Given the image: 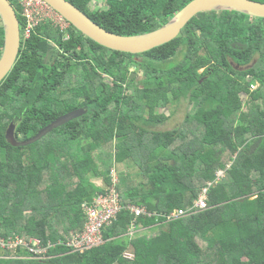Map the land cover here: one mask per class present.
Instances as JSON below:
<instances>
[{"label": "trees", "instance_id": "trees-1", "mask_svg": "<svg viewBox=\"0 0 264 264\" xmlns=\"http://www.w3.org/2000/svg\"><path fill=\"white\" fill-rule=\"evenodd\" d=\"M9 1L22 27L21 7ZM68 1L105 30L135 36L193 0H106L100 9ZM4 45L0 18V58ZM182 102L181 124L159 128L170 120L161 110ZM79 110L34 144L7 140L12 124L26 141ZM115 168L124 208L104 245L72 253L63 243L83 231V204L105 192L92 179L109 185ZM202 195L207 209L169 219ZM16 236L56 243L51 258L6 251L0 264H264V18L201 13L175 40L138 55L51 22L22 40L0 84V237Z\"/></svg>", "mask_w": 264, "mask_h": 264}, {"label": "water", "instance_id": "water-1", "mask_svg": "<svg viewBox=\"0 0 264 264\" xmlns=\"http://www.w3.org/2000/svg\"><path fill=\"white\" fill-rule=\"evenodd\" d=\"M44 1L84 36L109 50L133 55L143 54L172 42L179 37L191 20L201 13L235 11L253 18H264V3L262 2L254 0H193L158 30L141 35L122 36L105 30L68 0ZM0 18L5 31V45L0 58L1 84L17 63L22 38L20 19L9 0H0ZM81 114L82 112L79 111L69 113L44 128L37 136L26 141L17 139L15 126L12 124L7 132V140L16 147L29 146L39 141L49 131L66 124Z\"/></svg>", "mask_w": 264, "mask_h": 264}, {"label": "built area", "instance_id": "built-area-1", "mask_svg": "<svg viewBox=\"0 0 264 264\" xmlns=\"http://www.w3.org/2000/svg\"><path fill=\"white\" fill-rule=\"evenodd\" d=\"M17 1L21 7V15L24 19V25L21 27L22 40L30 39L36 33L37 28L47 22H51L64 31L70 28V24L44 0ZM117 185L118 178L113 174L112 185L105 189L104 193L99 194L92 203L83 204L82 209L86 215L87 223L83 232L71 233L70 238L64 241L63 244L70 251L85 252L102 244L101 227L115 220L119 211L124 208L120 194L117 191ZM127 208L137 216L145 213L143 209L133 205H129ZM207 208V197L204 195L196 200L188 210L181 209L173 212L169 219L177 220ZM55 244L52 241H44L37 237L29 239L19 236L9 237V239L0 237V253L1 257L6 258L4 256L6 251L14 253L20 251V253L27 254V257L19 255L21 258L43 262L51 258V251L56 246Z\"/></svg>", "mask_w": 264, "mask_h": 264}, {"label": "rangeland", "instance_id": "rangeland-1", "mask_svg": "<svg viewBox=\"0 0 264 264\" xmlns=\"http://www.w3.org/2000/svg\"><path fill=\"white\" fill-rule=\"evenodd\" d=\"M105 4H106V0H92L90 6H91L92 9H100L101 7L105 8L106 7ZM178 59H180V57H178ZM51 63L52 62H50V59L48 58L47 59V64H51ZM134 73H136L135 76H133ZM134 73L132 74L133 78L137 79L138 81H140V79L142 78V73H139V72H136V71H134ZM257 87L258 86H256V89H257ZM246 98H247L246 96L242 97L244 102H245ZM246 110H247V108L245 109V111ZM187 111H188V105L185 102H182L180 105H177L176 107L172 105L170 108L164 109L163 111L161 110V112H164L167 116H170V120L166 123V125L160 126L159 128L170 130V129H174L175 127L179 126L181 124V122L184 120ZM95 183L96 184H101L102 181L101 180H97V182H95ZM99 186H102V185H99ZM85 218H86V215H85ZM145 231L147 233V230H145ZM150 233H152V232H150ZM131 250L132 249H130V251L126 255L127 258H129V259L132 257V251Z\"/></svg>", "mask_w": 264, "mask_h": 264}, {"label": "bare ground", "instance_id": "bare-ground-1", "mask_svg": "<svg viewBox=\"0 0 264 264\" xmlns=\"http://www.w3.org/2000/svg\"><path fill=\"white\" fill-rule=\"evenodd\" d=\"M54 11H55V9H53ZM56 12V11H55ZM57 13V12H56ZM58 14V13H57ZM61 17H63L61 14H59ZM64 18V17H63ZM65 19V18H64ZM66 20V19H65ZM2 21V20H1ZM67 21V20H66ZM68 22V21H67ZM69 23V22H68ZM45 24V23H44ZM70 24V23H69ZM53 25V24H52ZM71 25V24H70ZM55 26V25H54ZM56 27V26H55ZM56 28H60V27H56ZM61 29V28H60ZM62 32H65V34L67 35V36H70V28L68 29V30H66V31H64V30H61ZM21 38H22V35H21ZM252 89L253 90H256V86H252ZM79 112H81V110H79ZM218 176L219 177H223L224 176V174H223V172H219L218 173ZM202 196H204V195H202ZM201 196V197H202ZM200 197V198H201ZM128 209V208H127ZM129 210V209H128ZM133 213V212H132ZM115 220H113L112 222H110L109 224H104L102 227H101V229H100V233H101V236H102V240H103V242H102V244H100L99 246H97V247H94V248H92V249H89V250H87V251H85V252H73V251H71L72 253H76V254H84V253H86V252H88V251H91V250H93V249H95V248H98V247H100V246H102V245H104L105 244V239H104V236H103V232H104V230H106L109 226H111L112 225V223L114 222ZM85 226H86V223H85ZM85 226H84V229H83V231L85 230ZM82 231V232H83Z\"/></svg>", "mask_w": 264, "mask_h": 264}, {"label": "crops", "instance_id": "crops-1", "mask_svg": "<svg viewBox=\"0 0 264 264\" xmlns=\"http://www.w3.org/2000/svg\"><path fill=\"white\" fill-rule=\"evenodd\" d=\"M113 174H115L116 177L118 178V184H119V175H118V172H117L116 168L112 170V174H111V177H112V178H113ZM97 180H101L102 183H101V184H96L95 182H97ZM94 181H95V182H94ZM111 182H112V179H111ZM92 183L95 184L97 187L103 189V190L107 189L109 186L112 185V183L109 184V185H108V184H105V182L102 180V178H93V179H92ZM99 185H102V186H99ZM22 238H24V237H22ZM37 238H38V237H37Z\"/></svg>", "mask_w": 264, "mask_h": 264}, {"label": "flooded vegetation", "instance_id": "flooded-vegetation-1", "mask_svg": "<svg viewBox=\"0 0 264 264\" xmlns=\"http://www.w3.org/2000/svg\"><path fill=\"white\" fill-rule=\"evenodd\" d=\"M135 75H136V74H135ZM135 75H134V76H135ZM81 112H82V110H81Z\"/></svg>", "mask_w": 264, "mask_h": 264}, {"label": "clouds", "instance_id": "clouds-1", "mask_svg": "<svg viewBox=\"0 0 264 264\" xmlns=\"http://www.w3.org/2000/svg\"><path fill=\"white\" fill-rule=\"evenodd\" d=\"M71 234V233H70ZM43 262H45V261H43Z\"/></svg>", "mask_w": 264, "mask_h": 264}]
</instances>
